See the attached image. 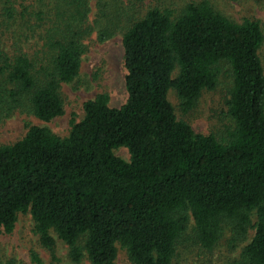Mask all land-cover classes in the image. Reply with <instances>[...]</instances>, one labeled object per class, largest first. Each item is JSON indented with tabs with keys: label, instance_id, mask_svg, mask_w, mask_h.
<instances>
[{
	"label": "trees",
	"instance_id": "1",
	"mask_svg": "<svg viewBox=\"0 0 264 264\" xmlns=\"http://www.w3.org/2000/svg\"><path fill=\"white\" fill-rule=\"evenodd\" d=\"M23 1L0 0V120L23 110L49 122L63 114L60 89L79 74L84 40L114 34L117 1L97 0L93 24L89 0H36L34 11ZM129 23L121 34V106L98 94L66 137L29 126L0 145V231L10 234L28 212L40 245L51 250L53 232L73 264H116V245L132 264H177L191 218L205 250L225 225L237 234L250 226L253 236L232 264H264L260 23L233 21L206 0L150 8ZM222 75L231 80L224 104L234 124L223 142L178 120L168 101L173 90L186 113ZM118 148L127 160L114 154Z\"/></svg>",
	"mask_w": 264,
	"mask_h": 264
},
{
	"label": "rangeland",
	"instance_id": "2",
	"mask_svg": "<svg viewBox=\"0 0 264 264\" xmlns=\"http://www.w3.org/2000/svg\"><path fill=\"white\" fill-rule=\"evenodd\" d=\"M19 1V0H18ZM97 0H89L88 21L93 24ZM114 1V0H112ZM118 13L113 12L117 27L114 34L103 40L96 39L92 32L85 40V53L81 56L78 76L70 84L60 89L63 101V114L49 122H42L27 111L14 110L7 118L0 120V145H9L20 139L29 126L47 128L54 135L67 136L70 122H79L83 118L84 102L98 94H106L109 107L117 108L126 100L124 87L125 69L121 34L129 26L130 20L141 17L150 8L179 9L187 2L202 0H116ZM213 8L227 18L240 22L243 18L258 21L264 34V0H206ZM24 5L30 10H38L36 0H25ZM32 6V7H31ZM264 70V42L259 51ZM225 71L228 66L222 65ZM228 75H222L218 86L213 91H203L194 107L184 113L180 110L178 98L173 90L168 92V101L178 120L187 123L196 133L211 134L217 140H227L228 132L233 129V121L227 116L224 104L225 91L230 85ZM114 154L128 159L124 148L114 150ZM254 218H251L253 225ZM34 224L28 212L19 213L10 234L0 231V260L4 263L13 260V264H73L67 255L66 245L53 232L54 246L51 250L43 248L34 233ZM224 226V225H223ZM192 221L188 218L186 233L177 243L172 261L177 264H232L239 261L241 249L249 243L254 230L249 226L245 233L237 234L225 225L221 237L211 250L202 249L193 239ZM116 264H132L124 249L116 245ZM3 264V263H2ZM81 264H88L84 258Z\"/></svg>",
	"mask_w": 264,
	"mask_h": 264
}]
</instances>
